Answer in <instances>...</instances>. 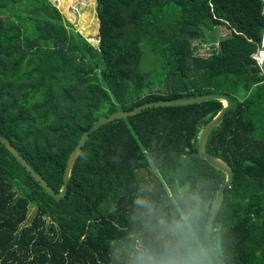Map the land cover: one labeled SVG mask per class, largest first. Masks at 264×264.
Instances as JSON below:
<instances>
[{
    "label": "trees",
    "instance_id": "obj_1",
    "mask_svg": "<svg viewBox=\"0 0 264 264\" xmlns=\"http://www.w3.org/2000/svg\"><path fill=\"white\" fill-rule=\"evenodd\" d=\"M95 3L96 45L51 0H0V132L59 191L71 152L99 117L224 92L234 108L205 147L231 166L233 181L211 240L227 264H264V73L251 55L263 39L264 0ZM217 24L229 34L206 37ZM200 42L210 54L199 53ZM146 55L155 67H142ZM222 105H159L102 124L59 200L0 142V264H132L130 234L148 240L137 199L169 218L190 215L198 264H218L204 232L225 174L198 155L197 142Z\"/></svg>",
    "mask_w": 264,
    "mask_h": 264
},
{
    "label": "water",
    "instance_id": "obj_2",
    "mask_svg": "<svg viewBox=\"0 0 264 264\" xmlns=\"http://www.w3.org/2000/svg\"><path fill=\"white\" fill-rule=\"evenodd\" d=\"M220 99L223 102L222 108L217 112V114L212 117L201 129L198 142H197V152L198 155L207 161L211 166L215 167L216 169L222 171L225 174V179L219 185L217 192L214 196L212 205L210 207L209 215L206 221L205 232H204V240L206 245L208 246L211 254L215 258L218 264H227L226 261L220 256L218 253L215 245L212 243L211 235L214 226V221L217 215V211L219 206L224 197V190L226 187H229L233 181V170L231 166L222 158L216 157L209 152L206 151V141L209 132L211 129L219 125L226 113L229 110L234 108V101L233 99L225 94L224 92H202L191 96H174L169 98H158V99H151L145 102H141L139 104L134 105L131 109L125 110H118L107 115H103L95 120L92 125L85 130L79 141L77 142V146L71 152L67 164L64 171L63 177V184L59 191H57L49 182L48 180L38 171L35 170L31 164L25 159V157L20 153V151L11 143L9 138L5 136L3 133L0 132V142L9 150V152L14 156V158L23 166L25 170H28L29 173L38 180L44 188L57 200L61 199L62 197L66 196L68 191L69 180L71 176V171L73 164L76 158L79 155V152L82 149V146L85 144V141L88 138L90 132L101 126L102 124L126 116L133 115L138 113L142 110L152 108V107H159V105H170V104H187V103H194L203 101L206 99ZM188 187V183H185L181 188L180 192L184 193Z\"/></svg>",
    "mask_w": 264,
    "mask_h": 264
},
{
    "label": "clouds",
    "instance_id": "obj_3",
    "mask_svg": "<svg viewBox=\"0 0 264 264\" xmlns=\"http://www.w3.org/2000/svg\"><path fill=\"white\" fill-rule=\"evenodd\" d=\"M135 204L145 210L148 240L142 238L143 233L130 234L135 246L132 264H198L191 248L190 215L169 218L151 201L137 199Z\"/></svg>",
    "mask_w": 264,
    "mask_h": 264
},
{
    "label": "rangeland",
    "instance_id": "obj_4",
    "mask_svg": "<svg viewBox=\"0 0 264 264\" xmlns=\"http://www.w3.org/2000/svg\"><path fill=\"white\" fill-rule=\"evenodd\" d=\"M58 7L64 18L69 21L73 28L78 31L87 41L97 44L98 40V19L96 16L95 0H51ZM215 35V40L225 37L229 30L223 24H217L213 30L206 31V37ZM212 46L209 42H200L199 53L208 55L211 53ZM142 67L150 69L155 67L152 55H146ZM33 206L29 205L27 218L32 215Z\"/></svg>",
    "mask_w": 264,
    "mask_h": 264
},
{
    "label": "built area",
    "instance_id": "obj_5",
    "mask_svg": "<svg viewBox=\"0 0 264 264\" xmlns=\"http://www.w3.org/2000/svg\"><path fill=\"white\" fill-rule=\"evenodd\" d=\"M251 55L264 73V35L258 49L251 53Z\"/></svg>",
    "mask_w": 264,
    "mask_h": 264
}]
</instances>
